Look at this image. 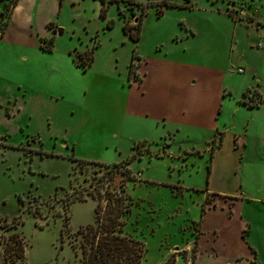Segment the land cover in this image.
Returning <instances> with one entry per match:
<instances>
[{
    "label": "rangeland",
    "instance_id": "1",
    "mask_svg": "<svg viewBox=\"0 0 264 264\" xmlns=\"http://www.w3.org/2000/svg\"><path fill=\"white\" fill-rule=\"evenodd\" d=\"M118 1L70 0L64 8L73 29L86 23L94 31L86 44L66 37L47 51L42 45L50 37L23 41L18 21L0 35V221L13 225L0 226L1 261L18 235L26 252L22 264H86L79 229L99 226L103 218L98 213L95 219L99 200L87 189L123 184L131 208L123 231L144 243L141 264H264V165L244 163L237 139L247 129L252 137L257 128L256 114L240 100L257 87L248 85L253 70L264 71V49L257 46L264 42V0H134L147 8L137 42L123 24L125 18L137 24L142 6ZM187 28L197 33V53L191 54L201 70L228 67L220 77L227 92L216 131L191 124L176 129L128 111L133 79L141 77L130 73L132 61L147 56L149 81L159 79L155 65L174 63L178 55L164 52L181 51ZM78 41L89 52L96 45L87 70L76 63L82 61ZM197 86L206 92L204 82ZM122 163L131 175L118 172L110 180V166ZM211 172L229 190L243 188L244 217L252 225L244 235L256 247L250 254L239 218L217 235L233 213L217 195L208 200L202 191ZM81 187L87 199L71 201L73 193L82 196Z\"/></svg>",
    "mask_w": 264,
    "mask_h": 264
},
{
    "label": "crops",
    "instance_id": "2",
    "mask_svg": "<svg viewBox=\"0 0 264 264\" xmlns=\"http://www.w3.org/2000/svg\"><path fill=\"white\" fill-rule=\"evenodd\" d=\"M69 5L70 0H19L13 9L11 21L1 38L7 36L11 27L16 25L15 23L18 21L21 24L18 34L23 41L31 40L34 37L40 38V36L50 38L54 36L55 42L63 40L64 43H66V37L73 39L77 36L79 39H82L81 42L84 43L87 41L86 43H89V39H91V35L94 31L89 30V26L86 23L82 26L77 24L73 29L63 17L64 8L68 9ZM69 10L72 12L71 8ZM243 17L244 16L239 20H243ZM232 19L234 20V18ZM51 21L54 26H48V23ZM84 21L86 20L84 19ZM61 26L64 27L63 32L59 33ZM187 30L189 32L183 33V36L180 35L182 38H180L178 46H180L181 51H178L179 48L176 46L177 51H175L174 54L168 49L164 52L165 54H170L172 57L176 54L178 55V57H175L177 59H175L174 63L172 64V62H170V64H164L163 62V65H160L159 62H157L155 65L157 68L155 73L160 76L159 79L155 78L153 81H149L147 72V65L149 62L146 60L147 56L139 53L141 55L139 57L141 62L140 64H136L137 72L135 76L139 77V75H141V77L137 80L133 79L128 111L132 114L146 116L147 118L150 117L156 120L157 124L161 121L165 122V125L170 123L171 127L173 128L174 125L176 129H178L179 124H191L194 128H197V126H209L210 129L216 131L222 129L219 122L220 117H218L217 114L223 111L222 106L225 104L224 97L227 92V89L221 86L222 81L220 77L221 74L226 72V69L228 70V67L225 66V68L218 69L214 72L201 70L194 58L196 55L191 54L196 52L193 48V42H197L194 40L195 37H197V33L192 28H187ZM176 36L177 38L179 37L178 34ZM84 37H86L85 40H83ZM81 42H77V45L81 48L77 47L76 50L79 49L84 51L85 48L87 49L90 47L86 45L85 48H82L86 43L83 44ZM68 46L64 47V51L71 55L73 51L70 48L68 51ZM246 71L247 69H245V72ZM253 72L254 80L249 81L248 85L254 83L264 97V71L263 69L259 70L256 68ZM231 73V71H228V74ZM200 82L206 84V92H199L197 90V85ZM242 106L247 109H252L256 114L255 116L258 122H256L257 128H255V135L253 134L252 137L251 135L248 136L247 133H244L249 131V129H247V131L243 132L244 134L240 132V135L237 137V139L240 140L239 145L242 152L241 160H243L244 163L250 162L256 166H262L264 165V100L258 107L254 106L248 108L245 104H242ZM251 145H253V147H251ZM224 185L226 186L224 182H221V179L217 182L213 172H211V181L201 185L203 187L202 191L208 200L210 199V195H217L223 203L230 206L233 213V215L229 217V222L227 224L222 223L218 225L220 228L217 231V235H221L220 233H222V231L231 227L234 219L239 218L242 220L240 232H242L241 236L246 240V248L249 249L252 246L254 247V245L251 244L253 242L249 240V235H244L248 227L250 231L252 230V225L248 222V219L244 217L245 203L244 199H242L244 195L243 188H240V186L236 188L234 186L235 190L232 191L229 190L227 186L225 188ZM205 210L208 211V208ZM210 210L211 207H209V211ZM208 214L209 212H207V215ZM240 232H238V234H240ZM200 239L201 234L199 237V246L201 243ZM247 243L249 245H247ZM250 251H252V248L248 250L249 254ZM253 258H258L257 252Z\"/></svg>",
    "mask_w": 264,
    "mask_h": 264
},
{
    "label": "trees",
    "instance_id": "3",
    "mask_svg": "<svg viewBox=\"0 0 264 264\" xmlns=\"http://www.w3.org/2000/svg\"><path fill=\"white\" fill-rule=\"evenodd\" d=\"M19 0H0V13L2 19L0 21V35L2 36L8 27L9 21H11L13 9L17 5ZM111 2H118L120 5V1L118 0H110ZM125 2H132L134 6L136 4L141 5V13L137 19V24H134L131 20L125 18V24H123V30L126 34L133 38V41H138L141 39V29L144 22V15L146 13L145 9L146 5L142 3H138L134 0H122ZM147 4H153L151 0ZM177 3L169 2V6H175ZM101 15L103 18H106V7L101 8ZM112 23V20H109L108 26ZM48 26H54L53 22H49ZM47 40V39H46ZM46 45H42V48L47 51H52L54 48V36L48 38ZM95 47L89 51H81L78 50V57L82 61H77L78 65H83L85 70H87L94 61V53ZM135 55L133 56V59ZM137 65L132 63L130 64L131 74H135ZM264 97L261 92H259L258 88L248 89L246 90L241 98L242 104H245L248 108L254 106H260L263 102ZM84 161V160H83ZM98 162V161H93ZM104 164V163H103ZM110 165V164H107ZM112 168L113 175L110 180L116 176L118 172H122L125 175H131L130 168L127 164H113L110 166ZM210 174V170L208 171ZM102 186H95V189H87V187H81L82 196H78L73 193L71 196V201L75 199L86 200L87 196H85V190H88V194H92V196L96 197L99 200V205L96 207L95 219L99 221L98 213H101V225L94 226L89 224L86 228L79 229L81 234L83 235L85 241L82 244L83 251V261L86 264H141L144 248L142 243L139 240L128 236V234L124 233V224L123 216H125L128 211H131L130 202L128 200L129 195L126 193V188L122 184V187L117 190H113L110 187V184L100 188ZM105 189V190H103ZM106 218V219H105ZM0 226L6 229H10L13 225L6 226L2 225L0 221ZM12 239L15 241L14 245L10 248H7V255L3 256V262L1 261V250H0V264H22L24 258H26L24 241L22 238L20 239L18 235L12 236ZM1 242H4V237H2Z\"/></svg>",
    "mask_w": 264,
    "mask_h": 264
},
{
    "label": "built area",
    "instance_id": "4",
    "mask_svg": "<svg viewBox=\"0 0 264 264\" xmlns=\"http://www.w3.org/2000/svg\"><path fill=\"white\" fill-rule=\"evenodd\" d=\"M257 46H258L259 48H264V42L257 43ZM238 71L244 73V72H245V68H243V67H239V68H238Z\"/></svg>",
    "mask_w": 264,
    "mask_h": 264
},
{
    "label": "water",
    "instance_id": "5",
    "mask_svg": "<svg viewBox=\"0 0 264 264\" xmlns=\"http://www.w3.org/2000/svg\"><path fill=\"white\" fill-rule=\"evenodd\" d=\"M61 32H62V28L59 29V33H61Z\"/></svg>",
    "mask_w": 264,
    "mask_h": 264
},
{
    "label": "flooded vegetation",
    "instance_id": "6",
    "mask_svg": "<svg viewBox=\"0 0 264 264\" xmlns=\"http://www.w3.org/2000/svg\"><path fill=\"white\" fill-rule=\"evenodd\" d=\"M88 48H89V47H88ZM85 50H86V49H85ZM85 50H84V51H85ZM77 51H78V50H77Z\"/></svg>",
    "mask_w": 264,
    "mask_h": 264
}]
</instances>
